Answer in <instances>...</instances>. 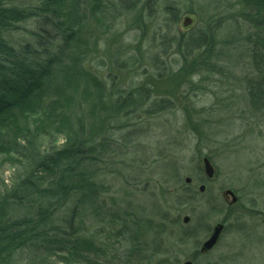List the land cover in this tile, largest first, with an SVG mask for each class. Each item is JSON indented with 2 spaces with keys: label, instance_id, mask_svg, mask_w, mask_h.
I'll use <instances>...</instances> for the list:
<instances>
[{
  "label": "trees",
  "instance_id": "trees-1",
  "mask_svg": "<svg viewBox=\"0 0 264 264\" xmlns=\"http://www.w3.org/2000/svg\"><path fill=\"white\" fill-rule=\"evenodd\" d=\"M79 1L0 0V157L24 168L19 182L0 194V264H18V253L31 247L67 248L71 258L100 250L97 238L80 233L87 210L97 219L111 210L99 178L117 170L106 166L102 172L100 164L112 156L117 131L127 129L124 138L137 140L139 122L177 111L180 99L203 87L194 82L196 75L224 72L215 54L217 36L226 24L237 30L240 19L253 29L243 37L252 67L244 76L249 106L264 113V0H216L210 11L208 5L200 7L203 24L168 40L176 45L177 68L167 67L158 54H137L141 41L124 44L116 29L122 17L130 27L148 28L159 0ZM162 11L171 24L178 22L179 8L167 5ZM30 21L35 29H25L26 37L16 35ZM229 37L227 46L234 45L237 36ZM98 53L99 68L91 58ZM182 110L189 120L202 111L188 105ZM208 134L199 131L200 142ZM171 170L166 182L174 179L178 186L169 191L161 183L167 207L157 210L156 221L146 222L147 232L154 233L153 255L162 254L166 262L175 248L210 230L198 218L175 231L182 226L181 212L190 208L195 214L191 207L202 196L194 184L182 182L176 166ZM263 176L251 186L254 193L264 195ZM220 211L208 203L203 217ZM113 215L105 230L116 223ZM122 231L128 232L126 222Z\"/></svg>",
  "mask_w": 264,
  "mask_h": 264
},
{
  "label": "rangeland",
  "instance_id": "rangeland-1",
  "mask_svg": "<svg viewBox=\"0 0 264 264\" xmlns=\"http://www.w3.org/2000/svg\"><path fill=\"white\" fill-rule=\"evenodd\" d=\"M214 1L159 0L153 5L154 17L149 21L148 28H143L145 31L130 27L128 19L124 17L117 21L120 41L128 44L140 40L141 50L137 54H144L145 57L158 54L167 67L172 64L177 68L175 61L179 57L174 53L176 45L168 40L202 25L205 18L200 7L208 5L210 11ZM167 5L180 9L176 24H171L167 14L162 11ZM107 13L108 16L113 14L110 5ZM186 16L193 19L189 26L183 25ZM90 23L93 24L91 20ZM21 26V31L16 35L26 37L28 31L25 29H35L32 21ZM252 30L250 24L242 19L237 30L233 24L224 25L218 33V46L215 49V54L222 58L224 72L211 77L207 74L196 75L194 82H200L203 87L190 91L186 95L188 100L180 99L181 107L177 111L139 122L138 133L135 132L137 140L132 135L128 137H133L131 141L124 138L127 129L117 131L118 141L112 156L100 164L102 172H107L104 169L106 166L109 170L112 167L117 170L99 178L107 189L104 196L108 197L110 216L97 219L87 210L80 233L95 241L97 238L100 250L85 252V258H71L67 248L51 247L46 250L31 247L18 253V264H180L189 259L194 264H264V195L256 190L254 193L251 187L255 179L264 175V113L254 112L250 108L244 80L252 67L244 51L243 37ZM229 35L237 36L234 45L227 46L225 41L229 40ZM163 42L168 46L166 53H163L166 48ZM100 46L101 51L106 47L104 42ZM103 53L107 54L106 51ZM91 56L94 66L99 68L102 54ZM185 105L202 111L189 120L182 110ZM199 131L209 133L208 138L200 142ZM199 148L202 153H199ZM203 156H208L215 167L213 178H207L204 173ZM174 166L183 183L187 184L185 178L190 176L193 178L191 184L197 190L201 183L206 184L208 190V194L207 191L199 192L202 197L191 207L195 214L190 208L181 212L182 226L175 227V231H182L198 218L205 221L210 230L207 234L200 230L196 241L175 248L171 254H167L172 258L171 262H166L162 261V254L153 255L154 233L147 232L146 222L156 221L157 210L167 207L164 204L167 194L163 192L161 183L169 191L178 186L174 179L166 182ZM23 170L21 163L0 157V194L11 190L19 182ZM198 177L204 181L198 180ZM227 188H232L239 196L238 203L228 204L223 195ZM208 203L220 206L221 211L206 220L203 215ZM227 206L232 209L228 210ZM170 212L175 215V211ZM112 214L117 221L105 230ZM185 214L191 217L189 224L183 223ZM221 220L225 221L226 226L219 243L210 252L199 253L201 243L209 236L216 222ZM124 222L128 225V232L122 231Z\"/></svg>",
  "mask_w": 264,
  "mask_h": 264
},
{
  "label": "water",
  "instance_id": "water-1",
  "mask_svg": "<svg viewBox=\"0 0 264 264\" xmlns=\"http://www.w3.org/2000/svg\"><path fill=\"white\" fill-rule=\"evenodd\" d=\"M193 22V19L190 16H186L183 21L184 26H189ZM202 163H203V170L207 178H213L215 176L216 170L214 165L212 164L211 159L208 156H203L202 158ZM185 182L187 184H190L193 182V178L190 176H187L185 178ZM207 189L206 184L201 183L199 185L198 191L203 193ZM223 195L225 199L227 200L229 205H233L238 203L239 197L235 193V191L232 188H227L226 190L223 191ZM191 222V217L188 214H185L183 216V223L184 224H189ZM262 222L264 223V215L262 218ZM225 229V223L218 221L216 224L213 226L209 236L201 243L199 253L201 254H206L210 252L212 249L215 248V246L219 243L222 233ZM180 264H194V261L189 259L185 260Z\"/></svg>",
  "mask_w": 264,
  "mask_h": 264
},
{
  "label": "flooded vegetation",
  "instance_id": "flooded-vegetation-1",
  "mask_svg": "<svg viewBox=\"0 0 264 264\" xmlns=\"http://www.w3.org/2000/svg\"><path fill=\"white\" fill-rule=\"evenodd\" d=\"M239 197V196H238Z\"/></svg>",
  "mask_w": 264,
  "mask_h": 264
}]
</instances>
